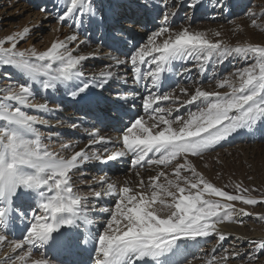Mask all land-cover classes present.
Returning a JSON list of instances; mask_svg holds the SVG:
<instances>
[{
  "label": "snow or ice",
  "instance_id": "6c2138e0",
  "mask_svg": "<svg viewBox=\"0 0 264 264\" xmlns=\"http://www.w3.org/2000/svg\"><path fill=\"white\" fill-rule=\"evenodd\" d=\"M162 2L167 4V0ZM190 6L195 7V3ZM98 11L93 0H63L57 20L63 23L71 19L78 28L84 23V17H88L102 27L105 17L98 16ZM170 15L174 13L164 14L163 25L148 35L147 43L130 53L127 60L111 54H107L108 58L115 60L117 66L130 64L134 80L146 81L153 89L161 87L165 74L173 71L175 62L187 58L200 62L202 73L213 58L222 63L226 57L235 55L246 66L223 78H215L217 88L227 89L224 93L196 87L194 94L184 101L186 104L199 102L197 110L189 112L187 118H172L173 108L159 106L161 101L178 99L172 91L151 93L143 98L147 120L140 117L126 126L121 137L122 147L111 152L107 144L112 142L103 137L97 139L96 134L91 135L88 147L103 143L102 152L81 149L64 156L50 151L37 127L48 125L49 121L23 110L25 107L48 110L47 103H32L33 83L50 90L84 77L81 66L89 57L74 55V49L69 48L70 43L78 41V35L54 40L43 52L34 48L17 50V42L30 32L28 27L0 39V65L13 68L25 78V83L10 85L0 94V250L6 247L16 253L26 248L22 254L8 255L2 264H52L43 254L33 260V249L50 247L72 253L90 241L95 244L94 264H192L187 259L189 242L209 237L216 232L217 224L233 222L237 212L251 215L243 208L237 210L230 202L264 204L251 196L229 194L214 186L187 160L189 155L202 156L237 133L252 132L264 125V46L245 43L231 47L222 40L209 39L207 32L192 31L190 27L173 32L168 23ZM247 16L253 28L264 31L255 11H249ZM260 18H264V11ZM212 35L220 37L221 33ZM6 43L11 47H5ZM145 64L149 65L147 71L142 69ZM112 75L103 70L99 79L83 80L68 94L73 99L84 100L90 88L103 89ZM180 91L187 95L186 89ZM61 147L71 148L68 144ZM129 154L134 157L132 168L144 164L168 167L181 156L185 160L176 165L175 179H168L160 171L147 185L140 181L141 191L127 184L117 189L114 183L101 177L99 190L93 188L90 195L97 200L115 196V208H101L109 217L103 232L82 240L76 229L93 223L87 212L94 206L88 196L75 190L74 173L89 162L106 164ZM182 171L191 175L183 176ZM161 177L164 183H158ZM235 187L240 193L249 191L240 184ZM17 200L24 206L21 215L30 214L31 220L20 240H10L8 228L18 207ZM258 220L264 221V216ZM217 235L219 241L226 239L223 233ZM256 246L264 253V240ZM234 256L239 257L240 253L237 251ZM227 259L222 256L220 264H226ZM208 264L215 262L210 259Z\"/></svg>",
  "mask_w": 264,
  "mask_h": 264
},
{
  "label": "rangeland",
  "instance_id": "374dc122",
  "mask_svg": "<svg viewBox=\"0 0 264 264\" xmlns=\"http://www.w3.org/2000/svg\"><path fill=\"white\" fill-rule=\"evenodd\" d=\"M181 1L182 0H174L171 5L167 7V11L159 8L156 5L157 3L155 0H114L108 4V8L107 4L105 5L102 3L104 13L106 12L105 14L109 16L110 12L112 14L111 22L108 25V27L110 26L112 33L116 31L125 32L131 35V38L134 36L142 37L141 42L139 41L135 47H132L133 50L129 49L127 51L126 56L121 55L122 57H113L120 60H127L130 53L147 43L148 35L153 31H157L159 27H161L160 23H164L163 16L165 13H174V15L170 16L171 18L176 16L175 22L171 25L173 32L179 31L182 27H190V30L192 31L207 32L209 39L213 41L218 39L222 40L231 47L245 43L264 46V31L260 28H253L247 16L249 11H255L257 13L258 24L264 25V18H260V13L264 11V0H237L235 8L233 9H229V6L231 5V3H229L230 0H186L185 2H187V4L185 7H181ZM193 3H203L207 8L204 12L202 11L203 13L198 12V14L201 15V18L199 19L195 18L192 13L193 9L190 5ZM113 4H115V9L113 8ZM144 4L145 6L152 5L157 8L156 14L150 18L153 24V29L146 28L148 27L149 21H146L144 14H142L140 10H137V6ZM56 5L57 4L51 5V3L44 5L42 2H38V0H0V39H5L7 36L22 31L25 27H29L31 24H35L36 26L32 32L33 36H26L23 40H19L17 42V50L26 51L34 48L37 52H41L52 38L51 27L57 26L63 30H68L70 27L69 21L63 23L58 22L57 16L61 13L62 8L57 9ZM130 9L132 10L128 14ZM207 11L211 12V14L207 15ZM130 14L131 16H135V23L128 21V19L121 18L123 15L130 16ZM222 15L224 17L219 18V16ZM217 31L221 33L220 37L212 35V33ZM120 45L125 46L124 43H121ZM5 47H11V45L6 43ZM107 59L106 62L101 61L98 65L101 67H109V65L111 66L115 63V60ZM199 63L200 62L191 58L174 63V70L170 73L171 77H173L176 82H178V79L183 74L185 68H194L192 70V78L187 84H184L186 88L183 87L182 83V86H180V82H178V84H173V82L164 80L161 84V90L157 92V90H152L153 88L150 83L145 81L144 89L147 87L150 92L148 91L147 93L146 90H143L142 96H137L138 101L142 103L143 98L151 93L157 94L172 91L176 97L179 96L178 99L175 102L171 100L161 101L159 106L173 108L172 118L177 116L187 118L189 112L197 110L198 103L193 107H189V109H183L181 113L179 111L178 114H176L175 108L176 106L185 104L184 101L189 99L191 94H194V92H192L193 88L196 86H206V91H219L224 93L227 89L217 88L215 78H223L236 71L237 68L246 66L245 62L242 59L237 58L235 55L226 57L222 63H217L215 58H213V61L206 65L207 70L203 73L200 71ZM126 66L120 65L117 71L111 72L113 74V80L120 82L121 84L140 85L143 81L137 83L133 78L131 65L127 64ZM148 67L149 65L145 64L142 66V69L147 71ZM188 72L189 71H187L186 74ZM21 76L14 73L13 68L0 65V94H2L3 89L10 85L18 86L20 83H25V78ZM181 88L187 89V95L180 91ZM103 91L106 94L114 92L112 89ZM115 95L118 96L120 94L116 93ZM32 103L37 104L36 100L32 101ZM47 104L49 106L48 109L57 110L59 107L52 98L47 101ZM85 107L89 108L90 106L85 105ZM97 107L90 108L92 111H96L98 110L96 109ZM77 109H79V106H77ZM23 110L30 115H36L39 118L46 120L45 117L43 118L42 115H39L40 111H36L35 108L25 107ZM66 112L67 111L64 110L62 114H66ZM147 116L148 114L144 110V112L137 114L135 119L129 122L131 124L140 117H145L147 120ZM87 122L91 123L92 126H97V128L104 134L111 132L110 136L112 138H114L115 135H119V133L121 136L123 135L120 129L116 128L118 124L113 126L112 121L109 123H98L96 118L89 115ZM148 123L150 124L152 121H148ZM110 124L111 128L115 127L112 131L107 130V127H110ZM104 126L107 127L105 128ZM37 127L39 128L44 143L48 146L50 151L60 153L62 149H60L59 144H69L73 139L68 135L66 137L57 138L55 137V130H52V128L47 129L45 125H37ZM256 128L252 132L242 131L229 137L214 149L205 152L202 156L196 157L189 155L187 156V160L191 162L196 171L201 173L203 177H206L207 175L212 176L210 179L208 178L206 180L229 194L251 196L258 201H264V131H258ZM157 130L159 129H154V131ZM112 134H114V136ZM150 155L152 154L150 153ZM133 158L134 157L130 155V161L127 162V166L124 167L123 171L120 173L113 170L106 174L102 169L99 170V168H95V161L87 163L82 170L74 173L73 179L75 190L81 195L88 196L89 201L97 210L99 208V202H96V199L91 197L90 192L94 188L95 183L99 181L100 177H106L109 182L114 183L116 186L119 184L120 180L123 179L125 185L127 184L135 191H138L141 180L147 185L150 178L156 176L160 171H163L168 179H175L173 173L176 165L183 163L185 160V157L181 156L173 161L168 167L162 165L149 166L144 164L142 167L132 168L131 159ZM116 166L119 165L117 164ZM157 167L159 170L155 171ZM181 174L183 176L191 175L188 171H182ZM129 177H132L131 180H129ZM164 182V177H161L158 181V183ZM237 184H240L242 188L249 189V191L242 193L237 192L235 187ZM117 187L120 188L122 186L120 184ZM230 203H232L237 210L243 208L251 213L249 216H244L237 212V214L233 216L243 233L249 234L254 230L264 232V221L258 220L259 216H264V204L252 206L244 205L240 202ZM92 212H94V209L90 208L87 214H91ZM240 221L243 223H240ZM25 229L24 233L26 234ZM254 242H242L241 244L240 242L235 241V239H229L221 243V241L217 239V235L212 234L207 238H203V241H199L195 248H192L190 252H188L187 259L199 264L210 257L212 258L211 260H214L215 264H220L221 257L226 256L228 258L226 264H264V253H261L256 246L259 242ZM237 251L240 253L239 257L234 256V253Z\"/></svg>",
  "mask_w": 264,
  "mask_h": 264
},
{
  "label": "bare ground",
  "instance_id": "6f19581e",
  "mask_svg": "<svg viewBox=\"0 0 264 264\" xmlns=\"http://www.w3.org/2000/svg\"><path fill=\"white\" fill-rule=\"evenodd\" d=\"M112 1L114 0H93L94 6H96L97 9L99 10L98 16L102 15L105 17V22L102 27L100 26L98 21H90L88 17H84V23L77 28L74 22L71 19H69L67 20L70 22L69 23L70 27L68 30L67 29L63 30L57 26L51 27L52 38L48 42V44H46L44 49L41 51L43 52L47 50V48L50 47L51 43L54 40H65L69 35L76 34L78 35L79 39L76 42L70 43L69 48L74 49V55H86L89 57V59L82 62L81 67H82V71L84 72V77H82L81 80L74 81L70 85H58L55 89H50V90H44L42 88V84L40 83H33V89H34L33 101L36 100L37 104L47 103V101L50 98H52L59 106L57 110L48 109L47 111H40L39 115H42L43 118L45 117L46 120L49 121V124L45 125L46 128L47 129L52 128V130L54 129L56 132L55 137L57 138L66 137L67 135L73 138L72 141L68 144L71 146L69 150L62 149L61 147L62 143L59 142L60 149H62L60 151V154L64 156H70L72 152L80 151L81 149H84L86 151L102 152L103 148L105 147V144L103 143H97L93 145L91 148L88 147V142L92 134H96L97 139L103 137L105 141H111L112 143L107 144V148L110 152L118 150L119 148L122 147V140H121L122 136L120 135V133L119 135H115L114 138L110 136L111 132H108L106 134L102 133L101 130L97 128V126H92L91 123L87 122V118L89 115L93 118H96L98 123H106V122L109 123L112 121L113 126L114 125L116 126V124H118L116 128L120 129L121 133H123L124 131H126V126H131L129 121L135 119L137 114L144 112L143 105L140 101H138L137 96L141 97L143 90H146L148 93L149 90L147 89V87L146 89H144L146 83L145 81L141 82L140 85L139 84L130 85L125 83L121 84L120 82H116L115 80H113V78H111L109 80V83L106 84L103 89H99L95 87L90 88L88 93L86 94V99L84 100H81L79 98L73 99L68 94L71 90H74L76 84L82 83L83 80L92 81L93 77L99 79V74L103 70H107L110 72L117 71L119 66H117L116 63H114L110 67L108 66L101 67L98 64L101 61L106 62L108 60L107 54H111V56H116V57H119L121 55L126 56L127 51L129 49H132V47H135V45H137V43L139 41L141 42L142 40L141 36L139 37L134 36L133 38H131V35L125 32L124 33L117 31L113 33L111 32V28L110 26L108 27V25L111 22L112 14L110 12V16H109L105 14L106 12L104 13V10L102 8V3H104L105 5L107 4V8H108V4L111 3ZM173 1L174 0H167V4H165L162 2V0H155V2L157 3L156 5L159 8L163 9L164 11H167V7H169ZM185 1L186 0H182L180 2L181 7L186 6L187 2ZM38 2H42L44 5L47 3H51V5L57 4L56 5L57 9L63 8V0H38ZM236 2L237 0H230L229 3H231V5L229 6V9L235 8ZM113 8L115 9V4H113ZM191 8L193 9L192 11L193 15L195 16V18L198 19L201 18V15L198 14V12H202V11L204 12L205 10H207V8L203 3H197L195 4V7H191ZM131 10L132 9L128 11V14L130 13ZM137 10H140L142 14H144V16L146 17V21H149L148 27L146 28L153 29V24L150 18H152L156 14L157 8L152 5L145 6L144 4L137 6ZM207 12H206L207 15L211 14V12L209 11ZM170 16L168 23L172 25L175 22L176 16L173 18H171ZM221 17L224 16L223 15L219 16V18ZM121 18L128 19V21L134 23L136 20L135 16L134 15L131 16V14L130 16L123 15L121 16ZM162 25L163 24L160 23V26ZM35 26H36L35 24H31L28 27L30 29V32L27 36L29 37L33 36L32 32ZM81 41L83 43H81ZM121 43L122 44L124 43L125 46L120 45ZM126 65L127 64H123V66ZM193 69L194 68H190L187 74L186 72H183L181 77H179L178 82H180L179 83L180 86H182L183 84V87H185L184 84H187L189 82V80L192 78ZM14 73L21 76V74L16 70H14ZM40 79L42 80L43 78ZM164 80L173 82V84H178V82H176L175 79L171 77V73H166L163 78V81ZM196 87H201L203 90H206V86L205 87L196 86ZM160 88L152 89V90H157V92H159V90H161ZM195 88H193L192 92L195 91ZM107 89L114 90V92H112L113 94L104 93L103 90L106 91ZM116 93H119L120 95L117 96L115 95ZM197 103L199 102H196L194 104L185 103L183 105L176 106L175 108L176 114H178L179 111L181 113L183 109H187V108L189 109V107L195 106ZM85 105L86 106L88 105L90 107H95V106L96 107L99 106V107L96 108L98 110L92 111L90 107L87 108L85 107ZM77 106H79V109H77ZM64 110L67 111L66 114L68 115L62 114ZM134 112L136 116L134 115ZM112 129L114 130L115 127L111 128V124H110V127H107V130L112 131ZM256 130L264 131V125L258 126ZM114 134L112 135L114 136ZM130 155L131 154H129L124 158H118L115 161H109L106 164H101L95 161L94 166H96L95 168H99V170L102 169V171L106 172V174L113 170L117 173H120L121 171H123V168L127 166V162L130 161ZM117 164L119 166H116ZM158 170L159 168L157 167L155 171ZM211 177H212L211 175H207L204 178L210 179ZM129 178H130L129 180H131L132 177ZM123 182L125 181L121 179L118 185L121 184L122 187L125 186V183ZM94 188L99 190L98 182L95 183ZM117 189H119V187H117ZM139 190L141 191V187L139 188ZM115 200H116L115 196H111V197L104 196L98 200L96 199V202H99L98 205L99 208L96 210L94 207V212L88 214L89 218L93 221V223L91 225H81L78 229H76V231L80 234L82 240L86 236H95L97 233L103 232L105 222L109 217L106 213L101 212L100 209L101 208L114 209ZM15 206L18 207L13 215V219L8 228V236L10 240H20L25 235L24 233L25 226L27 227V225L31 220L30 214L27 216L21 215V212L24 210V206L22 205L20 200H17L15 202ZM18 216L20 218H16ZM217 233H223L226 236V239L224 241L229 239H233V240L235 239V241L240 242L241 244L242 242H246V243L254 242V241L260 242L264 240V232H258L254 230L249 234L243 233V231L240 229L237 222L235 221L234 217H233V222L226 221L217 224V230L213 234L217 235ZM217 239H218V235H217ZM201 240L203 241V238H198L196 242H189L188 252H190L192 248H195L197 243ZM222 242L223 241H221V243ZM94 247H95L94 242L90 241L88 244L82 243L80 248L74 250L72 253L59 251L50 247H41L38 249L34 248L32 259L33 260L39 259L41 258V254H43V256L49 258L50 261H52V264H94V257H95V252L93 251ZM25 250L26 248L22 250H18L16 253H12L5 247V249L0 250V264H2L3 260L8 255L16 256L17 254H22V252ZM210 259L212 258L209 257L208 259L203 260L199 264H207ZM192 264H198V263H195V261H193Z\"/></svg>",
  "mask_w": 264,
  "mask_h": 264
}]
</instances>
